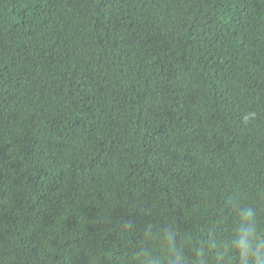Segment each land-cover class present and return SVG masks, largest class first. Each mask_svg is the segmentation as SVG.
<instances>
[{"label":"trees","instance_id":"trees-1","mask_svg":"<svg viewBox=\"0 0 264 264\" xmlns=\"http://www.w3.org/2000/svg\"><path fill=\"white\" fill-rule=\"evenodd\" d=\"M247 224L256 264L264 0H0V264H243Z\"/></svg>","mask_w":264,"mask_h":264},{"label":"clouds","instance_id":"clouds-1","mask_svg":"<svg viewBox=\"0 0 264 264\" xmlns=\"http://www.w3.org/2000/svg\"><path fill=\"white\" fill-rule=\"evenodd\" d=\"M251 218V210L245 213V219L249 220ZM236 246L240 249V254L242 257L243 264H248L249 255L253 253V248H259V242L256 239L255 227L253 224L245 225L243 233L237 241H235ZM256 264H264V260L261 257L264 256V252H257L256 254ZM153 264V261L150 262ZM174 264H181V255L177 254Z\"/></svg>","mask_w":264,"mask_h":264}]
</instances>
